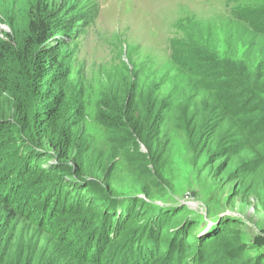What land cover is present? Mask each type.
Instances as JSON below:
<instances>
[{
	"label": "trees",
	"instance_id": "16d2710c",
	"mask_svg": "<svg viewBox=\"0 0 264 264\" xmlns=\"http://www.w3.org/2000/svg\"><path fill=\"white\" fill-rule=\"evenodd\" d=\"M40 7L20 51L0 46V264H264L244 259L237 223L199 229L187 206L153 198L179 141L199 176H225L238 184L232 200L247 190L264 208V47L216 56L193 40L175 50L168 83L121 73L114 103L96 111L102 142L86 144L82 86L62 55L75 25ZM234 10L264 45V9ZM7 55L25 60L20 76L2 73ZM98 152L102 164L85 168Z\"/></svg>",
	"mask_w": 264,
	"mask_h": 264
},
{
	"label": "rangeland",
	"instance_id": "374dc122",
	"mask_svg": "<svg viewBox=\"0 0 264 264\" xmlns=\"http://www.w3.org/2000/svg\"><path fill=\"white\" fill-rule=\"evenodd\" d=\"M35 3L53 10V15L59 16L57 22L70 20L75 25L72 33L76 38L62 49V55L70 63V80L82 86L85 112L80 131L86 144L102 142L96 111L100 103H114L121 73L128 74L135 67L142 76L154 73L156 81L162 78L168 83L175 50L195 44L193 40L216 56L229 50L238 57L250 45L264 47L261 38L253 36L246 25L230 18L239 4L263 10L264 0H0V46L13 41L19 51L23 48ZM92 9L97 10L92 21L77 23V19L91 16ZM254 51L258 52L257 47ZM16 60L19 65L14 64ZM5 61L2 73L14 69L15 74H22L25 60L7 55ZM168 89V85L163 88ZM206 135L208 138L209 133ZM103 154L98 152L85 160L84 167L102 164ZM56 163L62 161L48 159L44 164ZM162 175L166 182L153 196L155 203L187 206L193 215L205 220L199 229L215 226L217 219L226 225L237 223L241 241L247 245L244 259L264 255V208L255 196L244 190L232 200L238 184L228 183L225 176L216 181L199 176L179 141L172 144Z\"/></svg>",
	"mask_w": 264,
	"mask_h": 264
},
{
	"label": "water",
	"instance_id": "95a60500",
	"mask_svg": "<svg viewBox=\"0 0 264 264\" xmlns=\"http://www.w3.org/2000/svg\"><path fill=\"white\" fill-rule=\"evenodd\" d=\"M141 149L145 152V148L143 146H141Z\"/></svg>",
	"mask_w": 264,
	"mask_h": 264
}]
</instances>
